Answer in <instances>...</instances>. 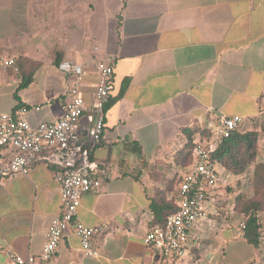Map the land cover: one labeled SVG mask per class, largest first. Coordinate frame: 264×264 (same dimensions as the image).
I'll return each mask as SVG.
<instances>
[{"label":"crops","instance_id":"1","mask_svg":"<svg viewBox=\"0 0 264 264\" xmlns=\"http://www.w3.org/2000/svg\"><path fill=\"white\" fill-rule=\"evenodd\" d=\"M0 57L17 67L0 65V113L22 115L32 127L63 114L68 76L57 58L113 60L103 137L86 145L108 176L77 212L85 225L101 227L100 257L84 256L69 229L49 264H264L262 239L249 244L233 205H218L233 176L222 167L207 196L208 219L191 230L185 257L144 244L154 199L178 205L175 181L192 165L182 157L188 133L194 146L216 144L222 118L241 117L245 132L264 113V0H0ZM95 84L90 68L88 102ZM93 120L82 116L84 141ZM57 172L39 160L28 175L0 178V264L42 253L61 210Z\"/></svg>","mask_w":264,"mask_h":264},{"label":"built area","instance_id":"2","mask_svg":"<svg viewBox=\"0 0 264 264\" xmlns=\"http://www.w3.org/2000/svg\"><path fill=\"white\" fill-rule=\"evenodd\" d=\"M0 65L17 69L14 59L0 57ZM58 67L68 76L69 89L63 114L54 123L32 127L22 115L0 113V178L28 175L32 164L43 160L58 168L56 179L60 184L61 210L51 223L42 253L39 257L25 258L13 255L15 264H49L69 229L79 238L84 256L100 257L94 239L101 232V227L85 225L78 220L77 212L82 196L98 190L108 176V169L92 160L86 145L98 143L103 137L112 91L113 60L81 63L65 60ZM90 68L95 70L96 84L88 102L83 94V85ZM21 112L26 113L27 108ZM85 112L92 113L94 120L85 130L84 141L80 124ZM241 124L239 116L222 118L217 128L220 139L240 132ZM218 144L202 140L195 142L191 168L177 186V210L163 224L151 227L146 233L144 244L160 255L171 259L185 257L191 230L208 219L207 196L219 182V168L211 160ZM241 228L245 236L244 222ZM2 248L0 242V250Z\"/></svg>","mask_w":264,"mask_h":264},{"label":"trees","instance_id":"3","mask_svg":"<svg viewBox=\"0 0 264 264\" xmlns=\"http://www.w3.org/2000/svg\"><path fill=\"white\" fill-rule=\"evenodd\" d=\"M60 62L62 60L57 58L56 64L59 65ZM28 83L29 81H25L23 85ZM188 135L190 138L182 157L187 160V165L190 166L193 163L194 144L191 139L192 134L188 133ZM258 141L259 134L257 132H236L229 138L220 139L215 152L211 155V160L227 172L237 175L243 174L257 158ZM254 176L256 185H260L259 187L264 189V162L255 166ZM161 197L154 199L151 205L154 214L152 227L163 224L166 218L177 210V205L166 202ZM237 201V210L244 214L245 238L249 244L259 247L262 233L258 214L264 210V200L260 198L245 201L242 196H239Z\"/></svg>","mask_w":264,"mask_h":264},{"label":"rangeland","instance_id":"4","mask_svg":"<svg viewBox=\"0 0 264 264\" xmlns=\"http://www.w3.org/2000/svg\"><path fill=\"white\" fill-rule=\"evenodd\" d=\"M252 128L245 130V132H257L259 134V141L257 144V158L248 169L240 175L230 173L232 178L228 181L227 186L223 189V194L218 200V205L226 207L230 204L232 206L231 214L239 216L243 222L244 214L237 210V200L239 196H242L243 200L250 201L254 199L262 198L264 200V189L260 188V185H256L254 170L255 166L264 162V113L253 121ZM226 171V170H225ZM227 172V171H226ZM180 180L175 181L178 186ZM229 211V210H228ZM259 223L261 224L262 233V247L264 248V210L258 214Z\"/></svg>","mask_w":264,"mask_h":264}]
</instances>
